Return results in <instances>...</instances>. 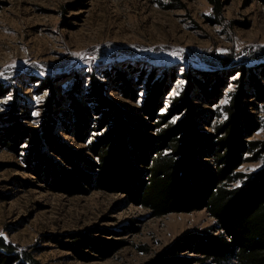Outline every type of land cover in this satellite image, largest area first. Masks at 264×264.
Returning a JSON list of instances; mask_svg holds the SVG:
<instances>
[{"label": "rangeland", "instance_id": "obj_1", "mask_svg": "<svg viewBox=\"0 0 264 264\" xmlns=\"http://www.w3.org/2000/svg\"><path fill=\"white\" fill-rule=\"evenodd\" d=\"M223 56L229 64L221 63ZM240 63L256 68L261 81L263 92L248 86L245 98L246 109L261 125L247 137L252 143L233 179L223 183L228 189L246 184L264 164V72L258 68L264 67V0H0V79L11 82L18 95L0 94V234L41 264H153L163 259L214 264L196 243H188L224 233L207 208L158 215L121 188L94 184L97 168L89 163L98 159L85 145L96 139L105 115L86 97L87 74L106 69L110 77L100 76L107 83L106 97L130 112H136L150 85L165 81L157 111L165 113L186 83L181 77L185 68L215 73L208 89L216 93L215 100L194 96L192 101L200 114L198 130L216 143L238 89ZM117 70L134 92L121 93L122 84L113 78ZM44 75L57 79L54 135L89 173L85 191L52 188L47 178L53 174L42 170L39 176L38 163L28 162L26 136L14 138L15 127H37L48 114L49 90L37 89ZM74 80L82 91L77 105L89 108L83 140L73 135L77 106L69 92ZM136 116L151 128L160 119ZM109 120L104 124L109 126ZM42 149L53 166H69L51 148ZM162 154L178 158L169 148ZM204 155L197 157L201 167L217 165L219 152Z\"/></svg>", "mask_w": 264, "mask_h": 264}, {"label": "trees", "instance_id": "obj_2", "mask_svg": "<svg viewBox=\"0 0 264 264\" xmlns=\"http://www.w3.org/2000/svg\"><path fill=\"white\" fill-rule=\"evenodd\" d=\"M221 58L223 65L229 64L227 58ZM239 68L241 74L236 79L238 89L227 107V118L222 125L225 127L220 132V138H216V143L198 130L200 114L192 101L194 96L203 97L208 102L215 100L216 93L208 91L212 81L217 79L213 77L215 73L185 68L181 77L186 83L171 98V105L165 113H157L167 88L165 81L150 85L144 100L136 107V112H130L106 97L107 83L100 78L110 77L106 69L99 72L94 69L87 74L86 97L94 102L95 109L101 108V115H105L97 124L100 129L96 139L85 145L98 159L89 163L97 168L94 184L100 188H121L132 200L150 207L158 215L170 211L207 208L217 218L218 226L224 233L200 236L188 240V243H196L198 252L214 264H264V164L261 170L240 187L228 189L223 184L233 179V171L243 161L242 154L252 143L247 137L261 125V121L245 106L248 86L259 95L263 92L256 68L245 63H240ZM258 68L259 72H264L263 65ZM113 75L115 82L122 84L121 93L128 95L134 92L135 87L125 74L117 70ZM173 76L174 72L170 73L169 80ZM152 77L153 73L150 79ZM37 80L38 90H49L46 99L48 114L37 127H15L14 138L26 136L30 144L28 162L38 163L36 172L39 176L42 170L49 173V176L53 174V177L47 178L52 188L66 192L85 191L83 184L91 183L89 173L59 144L54 135L59 126L54 111V106L59 103L58 92L54 88L57 79L44 75ZM77 82L74 80L70 83L73 91L69 92V100H74V106H77L73 135L83 140L89 127L86 117L89 108L77 105V96L82 93L81 84ZM213 89L217 92L216 86ZM8 91H12L15 98L18 96L11 82L6 83L0 79V94ZM104 108L108 111L103 112ZM137 112L147 118L158 116L159 121L153 125L155 129L142 117L138 118ZM178 112H183L182 116L170 121ZM109 116L112 123L108 126L104 122ZM105 127L107 130L102 132L101 129ZM45 145L62 156L69 166L57 168L49 163L43 154L42 148ZM168 148L173 155L178 156L176 160L162 154ZM215 152H219L217 165L201 167L203 162L198 161L197 157ZM82 238L84 242L88 240L84 235ZM182 262L163 259L153 264ZM15 263L41 264L31 253L17 252L12 243L0 234V264Z\"/></svg>", "mask_w": 264, "mask_h": 264}]
</instances>
